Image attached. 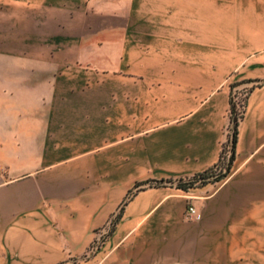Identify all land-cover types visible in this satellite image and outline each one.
<instances>
[{"label": "crops", "instance_id": "0c3cea01", "mask_svg": "<svg viewBox=\"0 0 264 264\" xmlns=\"http://www.w3.org/2000/svg\"><path fill=\"white\" fill-rule=\"evenodd\" d=\"M241 81L264 0H0V264H264V87L224 179L133 189L215 167Z\"/></svg>", "mask_w": 264, "mask_h": 264}, {"label": "trees", "instance_id": "16d2710c", "mask_svg": "<svg viewBox=\"0 0 264 264\" xmlns=\"http://www.w3.org/2000/svg\"><path fill=\"white\" fill-rule=\"evenodd\" d=\"M264 87V82L255 83L254 81H241L238 83H233L230 85V94H229V113H228V132L226 135V140L222 145V151H220V156L218 163L215 167L206 170L205 172L194 175L186 180H168V181H147L145 183H137L134 186V192L141 191L145 187H162L165 185L175 186L178 190L187 191L191 188L202 187L207 183L211 182H219L224 179L232 170L234 161H235V151H236V143H237V132L238 127L243 119L244 114L246 113V102L247 97L250 93L256 88ZM218 170L219 173L217 175L214 174L213 171ZM214 176L213 179L211 177ZM124 205V204H123ZM123 210V206L119 210L118 214L111 220V222L107 226V231L105 236L99 241V245L103 243L109 237L116 226V223L120 221L121 213ZM97 241V240H96ZM93 242L91 248L95 246L97 243Z\"/></svg>", "mask_w": 264, "mask_h": 264}, {"label": "built area", "instance_id": "2783aa9c", "mask_svg": "<svg viewBox=\"0 0 264 264\" xmlns=\"http://www.w3.org/2000/svg\"><path fill=\"white\" fill-rule=\"evenodd\" d=\"M186 219L189 221L199 222L201 220V216L194 210L193 207H189L187 209ZM106 231H107V229L98 235V239L96 241L97 243L95 244V246L92 249L97 248V246L99 245V241H101V239L105 236Z\"/></svg>", "mask_w": 264, "mask_h": 264}, {"label": "rangeland", "instance_id": "374dc122", "mask_svg": "<svg viewBox=\"0 0 264 264\" xmlns=\"http://www.w3.org/2000/svg\"><path fill=\"white\" fill-rule=\"evenodd\" d=\"M227 14H228L227 9H222V16H227ZM213 172H214L215 175H217L219 173L218 170H215ZM213 178H214V176L211 177V179H213Z\"/></svg>", "mask_w": 264, "mask_h": 264}]
</instances>
